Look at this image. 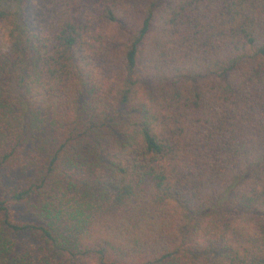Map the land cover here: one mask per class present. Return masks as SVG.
Listing matches in <instances>:
<instances>
[{"label": "trees", "instance_id": "trees-1", "mask_svg": "<svg viewBox=\"0 0 264 264\" xmlns=\"http://www.w3.org/2000/svg\"><path fill=\"white\" fill-rule=\"evenodd\" d=\"M27 7L0 0V264H264V0Z\"/></svg>", "mask_w": 264, "mask_h": 264}, {"label": "rangeland", "instance_id": "rangeland-1", "mask_svg": "<svg viewBox=\"0 0 264 264\" xmlns=\"http://www.w3.org/2000/svg\"><path fill=\"white\" fill-rule=\"evenodd\" d=\"M88 2L92 0H28V19L34 30L47 31L50 24H54L57 20L67 13L68 8L75 5L77 2ZM7 25L5 22H0V49H4L5 34ZM7 183H11L10 177L7 176ZM212 264H222L221 258L213 257Z\"/></svg>", "mask_w": 264, "mask_h": 264}]
</instances>
